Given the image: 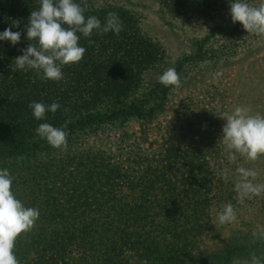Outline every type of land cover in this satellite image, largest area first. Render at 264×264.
Here are the masks:
<instances>
[{
  "label": "trees",
  "instance_id": "1",
  "mask_svg": "<svg viewBox=\"0 0 264 264\" xmlns=\"http://www.w3.org/2000/svg\"><path fill=\"white\" fill-rule=\"evenodd\" d=\"M154 1L166 15L187 26L208 22L213 13L230 8L231 2ZM74 2L86 4L85 17L96 16L102 24L107 13H118L123 30L119 35H98L94 30L89 38L77 33L85 54L78 63L65 65V79L56 82L36 78L33 70L15 69L14 58L35 43L26 39L25 27L40 0H0V32L15 20L20 26L12 31L21 32L16 45L0 41V167L11 171L9 164L4 166L5 160L18 158L12 191L25 207L40 213L33 229L17 238L14 254L19 264H185L195 238L208 231L211 210L236 202L234 181L223 180L220 172L224 167L234 171L244 162L227 161L219 142L222 133L208 129L210 121H217H208L204 110L177 118L184 119L180 124L186 130L167 123L150 154L128 151L126 162L111 146L59 152L38 137L35 129L40 123L62 127L68 121L64 131L69 146L131 119L143 127L160 115L175 88L165 87L158 78L146 87L143 84L149 71L169 65L163 47L143 34L133 12L114 4ZM251 38L263 39L247 34L239 22L211 26L194 40L193 51L172 68L182 83L187 70L193 71L203 61H224L249 51ZM89 39L94 43L89 45ZM33 101L58 102L61 108L55 114L46 112V118L38 121L28 106ZM65 108L70 109L67 114ZM246 249L264 255V243L249 244ZM232 251L222 252L219 264H231L238 257Z\"/></svg>",
  "mask_w": 264,
  "mask_h": 264
},
{
  "label": "rangeland",
  "instance_id": "2",
  "mask_svg": "<svg viewBox=\"0 0 264 264\" xmlns=\"http://www.w3.org/2000/svg\"><path fill=\"white\" fill-rule=\"evenodd\" d=\"M96 6L114 4L122 6L133 12L140 22L142 32L154 42H158L165 51L166 65L173 67L176 60L189 54L195 48L193 42L203 37L207 29L214 25L231 26L230 8L222 9L219 13H213V18L204 24L191 26L181 25L175 18H170L154 0H90ZM261 0H254L251 4H259ZM250 3V2H249ZM262 40H253L249 51L237 54L227 60L203 61L193 71L187 70V76L179 88L175 87L169 93L164 110L160 115L149 120L143 127L138 121L130 120L121 125L104 127L94 134L85 136L83 143L68 144L66 150L77 148L78 150L101 147L103 150L110 148L117 152V156L126 162L128 151L138 150V153L150 154L152 149L161 141V134L167 123H176L179 128L186 130L184 120L177 119L191 114L193 111L204 110L210 121L209 130H219L225 123L215 113L227 111L234 106L243 105L252 109V112L264 113V37ZM220 41L214 46H218ZM162 71H149L143 76V84H152L162 74ZM180 124V125H179ZM179 125V126H178ZM195 128V127H194ZM176 129V128H175ZM197 133L195 129L190 132ZM199 134V133H198ZM152 146V147H151ZM120 147L122 152H120ZM151 147V148H150ZM64 149L59 152L66 151ZM56 154V153H55ZM19 159L28 166V161L21 156ZM43 159V157H38ZM0 160V166L3 165ZM31 163V161H30ZM9 164L10 175L13 178L12 188L16 183L15 165L18 158L6 159L4 166ZM246 167L254 168L259 175L257 182L264 183V160L247 164ZM39 167H34L37 171ZM3 169V167H0ZM17 172H20L19 170ZM21 189V186L18 188ZM228 201L227 203H229ZM236 205V202H231ZM252 204L236 205L237 221L231 224L221 225L217 221V212L222 210L226 203L211 210L207 230L195 238L196 245L191 249L185 264H219V256L222 252L232 251L238 253V257L232 259L231 264L237 260L249 259L247 245L253 244L251 232L264 227V197L263 195L252 199ZM238 250V251H236ZM233 252V251H232ZM258 256H264L261 251L255 252ZM184 264V263H183Z\"/></svg>",
  "mask_w": 264,
  "mask_h": 264
},
{
  "label": "clouds",
  "instance_id": "3",
  "mask_svg": "<svg viewBox=\"0 0 264 264\" xmlns=\"http://www.w3.org/2000/svg\"><path fill=\"white\" fill-rule=\"evenodd\" d=\"M87 5L81 6L74 0H40L38 10H33L25 27L26 39L34 41L22 49V55L14 58L15 69L33 70L36 78L42 81H62L65 79L62 68L65 65L81 61L86 49L79 45L81 33L85 38L92 36L96 30L98 35L112 32L116 35L123 30V22L118 13H107L102 24L96 16L85 17ZM231 22H239L247 34L264 37V0L251 4L248 0H231ZM20 21L12 22L11 27L0 32V41H9L12 45L20 42L21 32L12 31L19 27ZM89 45L94 41L88 40ZM66 82V81H65ZM158 82L165 87L181 86V78L175 68L163 70ZM29 108L36 120H44L46 112L55 114L61 105L53 102L45 105L42 102H31ZM70 109L65 108L67 114ZM225 123L219 142L229 163L235 164L243 160V164L234 171L224 167L220 177L225 181H234L236 205L243 206L246 201L264 195V183L257 182L258 171L244 166L264 157V114L253 113L248 106L237 105L227 111L215 113ZM68 121L62 127H54L49 123H40L35 129L38 137L45 139L54 149L68 147V133L64 131ZM13 178L8 169H0V264H19L14 254L15 242L21 234L30 232L39 218V210L25 207L12 191ZM236 205L226 203L217 212L219 224H231L237 221ZM252 243H264V227L251 232ZM235 264H264V256L255 252L249 259L237 260Z\"/></svg>",
  "mask_w": 264,
  "mask_h": 264
}]
</instances>
